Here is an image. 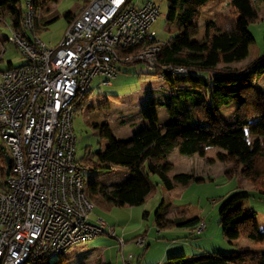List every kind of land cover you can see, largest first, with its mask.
Wrapping results in <instances>:
<instances>
[{"label":"built area","instance_id":"obj_1","mask_svg":"<svg viewBox=\"0 0 264 264\" xmlns=\"http://www.w3.org/2000/svg\"><path fill=\"white\" fill-rule=\"evenodd\" d=\"M23 3V26L33 31L34 0ZM159 15L153 1L90 0L55 46L16 31L7 38L25 63L0 72V139L12 160L8 178L0 172V264L53 260L106 230L115 236L105 221H90L95 202L85 185L89 168L77 158L76 100L96 77L111 85L122 61L154 70L164 45L152 30ZM140 43L142 49L122 57V49ZM174 72L192 71L167 74ZM205 227L202 221L196 231Z\"/></svg>","mask_w":264,"mask_h":264},{"label":"rangeland","instance_id":"obj_2","mask_svg":"<svg viewBox=\"0 0 264 264\" xmlns=\"http://www.w3.org/2000/svg\"><path fill=\"white\" fill-rule=\"evenodd\" d=\"M88 0L48 1L46 9L37 8L35 17L41 22L38 37L48 46H55L63 38L68 26V13L76 16ZM147 1L155 2L160 8V15L152 26L159 41H166L177 33V21H169V0H132V4L142 5ZM258 8L259 21L250 24L252 38L249 42V55L245 59L236 58L231 68L241 69L253 63L264 52V1H255ZM26 12L24 3L18 2ZM229 4L225 1L211 2L204 8L200 23L198 40H205L210 26L217 15H227ZM56 18L50 24H45ZM10 16L6 15L0 26V49L6 53L0 59V68L6 69L10 61L14 65L25 63L20 52L7 40L12 35L9 27ZM182 32H185L183 30ZM188 40H191L190 38ZM119 73L111 85L100 84V78H94L90 86L91 99L87 107L79 109L74 116L73 126L77 135V158L85 156V149L102 155L107 148L108 138L104 131L109 128L117 137H129L143 134L150 125L141 115L142 109L151 97L160 102L159 119L156 128H161L168 118L169 95L176 96L177 103L183 102L185 107L193 110L189 100H182L177 95L180 87H191L190 90L200 92L197 86L179 83L172 73L168 77L158 76L151 72L143 63L124 65L119 63ZM257 86L264 91V77L257 79ZM108 102V107L103 104ZM236 103L222 105L220 113L227 122L234 121ZM185 114V113H184ZM183 114V115H184ZM259 118L252 119V125L244 129V135L253 147L260 144L263 136L256 130ZM167 174L187 172L193 175L187 187L167 190L158 176H153L157 184L155 194L143 205L118 207L106 199L111 185L126 177L129 168L125 164H117L112 169L87 170L84 172L87 193L93 189L97 193L92 199L96 204L90 221H105L115 232L98 234L92 239L76 244L59 254L53 263L57 264H96L98 261L109 264H165L176 258L200 256L206 253H227L251 249L258 253L264 252V195H260L248 180V168L231 152L221 147H210L206 158L201 156H182L176 150L167 156L164 163ZM235 194H248L243 197L245 207L256 212L255 228L259 232L261 244L256 245L251 239L239 235L228 238L223 234L220 224L221 209ZM91 197V196H90ZM100 197L101 199H97ZM92 198V197H91ZM168 202L171 212L161 226L158 215L163 205ZM185 211L187 218L198 217L205 222V229L198 233L191 227L178 226L172 218ZM147 212V213H146ZM146 213V215H145ZM172 213H175L171 215ZM140 237L145 238L144 245L137 243ZM120 239L124 244L120 246ZM131 256V257H130ZM33 264V263H31ZM35 264V262H34Z\"/></svg>","mask_w":264,"mask_h":264},{"label":"trees","instance_id":"obj_3","mask_svg":"<svg viewBox=\"0 0 264 264\" xmlns=\"http://www.w3.org/2000/svg\"><path fill=\"white\" fill-rule=\"evenodd\" d=\"M48 1L60 0H34V10L40 7L48 10L46 9ZM89 1L85 2L84 6ZM214 1L228 3L229 13L217 15L206 39L198 40L197 36L201 29L199 21L203 10ZM255 1L169 0L168 19L172 22L177 21L178 31L163 41L164 45L161 46L155 68L151 72L167 78L168 70L185 67L192 72L183 74L174 72L172 73L174 79L179 83L197 86L200 92L192 91L189 87H180L178 91L177 95H183L182 100L184 98V101L191 102L193 110L187 109L183 102L177 103L176 96L169 95L168 118L159 129L156 128V122L159 119L157 108L160 102L156 97H151L141 111L142 117L148 120L150 125L143 134L117 137L106 128L104 133L108 138V145L103 154L100 156L88 147L85 149V156L80 160L89 170L112 169L117 164H125L129 168L128 175L114 182L106 194V199L113 205L118 207L143 205L155 194L157 189V184L153 180L155 175L167 190L189 186L193 175L187 172L167 174L164 170L165 159L174 150L182 156L198 154L203 157L208 148L215 146L233 153L248 168V180L254 189L260 195H264V91L256 84L258 78L264 77V52L250 65H245L241 69L231 68L237 57L245 59L249 55V42L252 38L249 26L260 19ZM18 2L23 3V0H0V26L3 18L9 15L11 18L9 27L12 31L22 33L30 40L38 37L41 22L34 15L33 31L25 29L23 26L25 11L22 7L18 8ZM81 11L76 16L68 13L66 17L70 21L77 18ZM55 20L56 18H53L45 24ZM183 30L185 32H182ZM189 38L191 40H188ZM143 46L144 43L129 45L120 53L122 57L127 56L138 52ZM1 52L0 49V59ZM137 63L142 62L126 60L120 64ZM3 70L0 68V72ZM90 99V90L80 93L76 100L75 113L89 106ZM230 103H236L237 107L234 121L227 122L220 113V107ZM103 105L108 107L109 104L106 102ZM254 117L259 118L255 127L263 139L260 144L255 143L252 147L244 135V129L252 125ZM9 155L7 145L0 139V172L3 178H8L6 172ZM247 196L248 194H235L225 203L220 212V224L225 237L236 238L242 235L259 245L262 241L254 224L256 212L246 208L242 200ZM185 214V211L177 214L174 220L176 225L196 229L203 221L198 217L187 218ZM57 263L47 258L35 261V264ZM96 264L109 263L98 261ZM165 264H264V252L245 249L227 253H206L175 259Z\"/></svg>","mask_w":264,"mask_h":264},{"label":"crops","instance_id":"obj_4","mask_svg":"<svg viewBox=\"0 0 264 264\" xmlns=\"http://www.w3.org/2000/svg\"><path fill=\"white\" fill-rule=\"evenodd\" d=\"M74 16V15H73ZM61 41V40H60ZM59 41V42H60ZM58 42V43H59ZM57 45V44H56ZM1 57H2V52H1ZM22 64H24V63H22ZM22 64H19V65H22ZM19 65H14L13 64V61H10V63H9V66L7 67V68H10L11 66H19ZM6 68V69H7ZM192 86V85H191ZM189 88H191V87H189ZM107 145H108V143H107ZM209 149V148H208ZM207 149V150H208ZM207 150H206V153H207ZM193 156H200V155H198V154H196V155H193ZM190 157H192V156H190ZM202 157V156H201ZM206 158V154H205V156H203L202 158ZM164 187V186H163ZM88 190H89V195L96 201V199H95V195L97 194V193H93V189H90V188H88ZM96 204V203H95ZM170 212H171V206L170 207H168V202H166L164 205H163V207H162V209H161V211H160V213H159V219L157 220L158 221V225L159 226H161V221H159V220H161L162 218V220H164V217L166 216H168L169 214H170ZM173 214H175V213H172L171 215H173ZM175 217H176V215L172 218V220H175ZM202 220V219H201ZM175 222V221H174ZM95 223V222H94ZM195 230V229H194ZM180 258H183V257H180ZM189 258V257H188ZM176 259H179V258H176ZM175 260V259H174ZM105 262V261H104Z\"/></svg>","mask_w":264,"mask_h":264},{"label":"water","instance_id":"obj_5","mask_svg":"<svg viewBox=\"0 0 264 264\" xmlns=\"http://www.w3.org/2000/svg\"><path fill=\"white\" fill-rule=\"evenodd\" d=\"M11 157L10 156H8L7 157V162H8V164H9V166H8V169H7V175H9L10 174V171H11Z\"/></svg>","mask_w":264,"mask_h":264}]
</instances>
